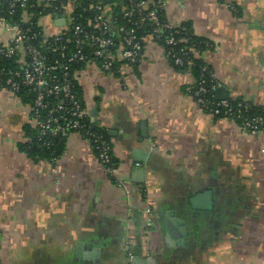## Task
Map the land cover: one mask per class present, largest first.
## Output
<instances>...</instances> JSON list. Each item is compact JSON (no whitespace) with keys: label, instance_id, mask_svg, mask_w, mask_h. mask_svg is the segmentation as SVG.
<instances>
[{"label":"crops","instance_id":"crops-1","mask_svg":"<svg viewBox=\"0 0 264 264\" xmlns=\"http://www.w3.org/2000/svg\"><path fill=\"white\" fill-rule=\"evenodd\" d=\"M165 1L170 23L207 41L215 97L264 108V0ZM13 33L0 3V45ZM74 77L115 175L77 132L55 161L28 153V101L0 88V264H264V132L201 108L191 67L148 37L138 65Z\"/></svg>","mask_w":264,"mask_h":264},{"label":"built area","instance_id":"built-area-1","mask_svg":"<svg viewBox=\"0 0 264 264\" xmlns=\"http://www.w3.org/2000/svg\"><path fill=\"white\" fill-rule=\"evenodd\" d=\"M10 13L20 10L22 23L9 21L13 36L0 45V54L15 58L17 69L0 70V88L11 90L31 105L39 145L54 148L58 139L77 132L92 145L96 157L109 176L117 169L111 145L91 119L89 107L79 96L74 82V65L96 63L106 73H116L118 62L136 66L143 57L148 37L164 47L174 66L191 67L192 54L199 55L189 44L194 33L186 26L170 23L165 16V0H0ZM228 5L235 9L231 1ZM122 9L116 13V7ZM38 8L33 30L34 12ZM54 27L47 32L42 21ZM183 43H188L182 45ZM204 71H208L204 67ZM215 84L200 86L194 92L197 104L214 116L239 120L250 133L264 132V114L246 115L250 105L229 99L206 98L217 87L214 72L208 71ZM23 92V94L21 93ZM58 156L50 157L55 161ZM136 166H141L140 162ZM148 225H153L147 207Z\"/></svg>","mask_w":264,"mask_h":264},{"label":"trees","instance_id":"trees-1","mask_svg":"<svg viewBox=\"0 0 264 264\" xmlns=\"http://www.w3.org/2000/svg\"><path fill=\"white\" fill-rule=\"evenodd\" d=\"M121 9H122L121 6H117L116 7V11L117 12L116 13L121 11ZM38 10H39L38 8H35V9L31 10L32 12L35 13L34 16H33V19H32V21L34 22L33 30H35V31L40 30V27L37 25V20H38V16H39ZM22 14L23 13L20 10H14L13 13H10L9 10L7 9L6 5L2 4V16L6 20L18 21V22L24 24L21 21L22 17H23ZM184 26L188 27L191 30V28L189 26H187V25H184ZM192 43L195 45L196 50L199 51V52H202L208 46V43H207V41L205 39L196 37L195 35H193L192 40L190 41L189 44H192ZM185 44H188V43H183L182 45H185ZM191 58L194 61L193 65L191 66V70H192V72H193V74L195 76V79H196V83H195L194 87L191 90L192 94L194 95V92L196 90H198V88L200 86L203 85V86H205L206 88L209 89V88H211L212 84H215V81H212L213 78H211V76L208 73V71H211V68L208 65H206L204 60L199 55L197 56L195 54H192ZM15 61L16 60H15L14 57L8 58L5 55L0 54V70L2 68H8V67H13L14 69H17L18 65L15 63ZM121 63H123V62L122 61L118 62L117 72L119 71V66H120ZM79 66H81V65H79V64L78 65H74L72 67V69L75 70ZM205 66L207 67L208 71H204V67ZM175 67L176 68H180V69L188 68L186 65L185 66H175ZM74 82H75V86H76V89L78 91V94L80 96L79 88H78V85L76 83L75 78H74ZM21 93L23 94V92H21ZM212 94L214 95V98H216L215 97V91L208 92V94H206L205 97L206 98H213ZM229 100H230V102L233 105H236L238 102H240L239 100H233V99H229ZM25 101H27V100H25ZM244 114L251 115V116L256 115V114H264V108L250 106L247 112L244 111ZM98 130L101 133H103L105 135V137L107 138V136H106V134H105V132L103 130H101L100 128H98ZM64 140L65 139H58L55 142V147L54 148H47L46 146H42V145L38 144V142L36 140V133H35V135L32 138V141L29 142V143L26 142V143L21 144V147L24 148L31 155H37V156H41V157L50 158V157H53V156H58L60 154V151H61V149L63 147V144H64ZM113 161L117 165V160H116L115 157L113 158Z\"/></svg>","mask_w":264,"mask_h":264},{"label":"rangeland","instance_id":"rangeland-1","mask_svg":"<svg viewBox=\"0 0 264 264\" xmlns=\"http://www.w3.org/2000/svg\"><path fill=\"white\" fill-rule=\"evenodd\" d=\"M224 2L226 3V4H228V0H224ZM44 20H47V18H45ZM53 27V26H52ZM54 28V27H53ZM55 29H53L51 32H53ZM50 32V33H51ZM19 96V95H18ZM20 97V96H19ZM20 99L22 100V98L20 97ZM28 105H29V107H30V113H31V105L28 103ZM87 105V104H86ZM30 120H31V122H32V124H33V126L35 125L34 124V121L30 118Z\"/></svg>","mask_w":264,"mask_h":264},{"label":"water","instance_id":"water-1","mask_svg":"<svg viewBox=\"0 0 264 264\" xmlns=\"http://www.w3.org/2000/svg\"><path fill=\"white\" fill-rule=\"evenodd\" d=\"M107 3H111L113 0H105ZM97 111V110H96ZM95 111V113H96ZM94 113V111H92ZM136 157H138L137 159H140L138 155H136ZM199 199L198 196H196V198H193L192 201L195 203L197 200Z\"/></svg>","mask_w":264,"mask_h":264}]
</instances>
